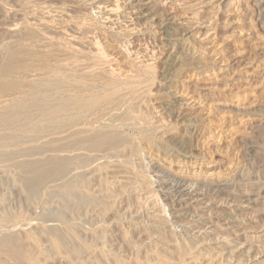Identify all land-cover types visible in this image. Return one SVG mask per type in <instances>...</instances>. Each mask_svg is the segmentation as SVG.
<instances>
[{
	"label": "rangeland",
	"instance_id": "rangeland-1",
	"mask_svg": "<svg viewBox=\"0 0 264 264\" xmlns=\"http://www.w3.org/2000/svg\"><path fill=\"white\" fill-rule=\"evenodd\" d=\"M132 1L133 0H0V8L5 10L6 8L7 10L13 9L14 11L17 10L16 8H19L16 11L18 13L16 16L18 17L17 22L25 18L24 15L27 18L29 17L31 19L29 21L31 23L30 26H33L32 32L35 34L28 36L29 30L20 27V30L23 29L26 31L24 32L26 34L21 31L24 35L20 32L21 37L23 36L22 42L25 40L23 43L27 41L29 44L30 40V44L36 45L35 48L41 55L50 48L49 44L55 42L53 44L55 45V51H53L51 55H46L48 58L45 56L48 59H46V62L56 67L62 64V68L60 69L59 67L62 73H72L73 75L75 74V76L79 75V79H82L87 85H90V83H100V80L93 79V76H87L88 72L110 69L112 67L110 62L114 57L117 55L119 56V54V57H122L121 55L125 56L126 60L121 64V70L127 74V76H131L134 73V75H139L136 79L132 80V85L139 89L130 93L131 96L127 97L129 99L125 98L120 102L121 104L119 103L116 107H113L112 114L109 113L106 117L104 116L105 120L104 118H100L98 123H102L103 121V123L106 124L116 125L119 122L118 124L119 126L121 124V129L127 135H131L139 147H141V152L143 154L145 153L146 159L141 162L135 160L134 164L129 165L133 166L132 168L140 178H149L150 182L153 181L155 172L152 170V165L153 162H158L163 166L171 167L175 171L184 169L183 172L186 174L199 177H206L209 175L226 177L231 174V170L242 168L244 173L255 175L264 180V9L258 8L256 0H183L181 2H185L190 6V11L188 9V11H185L186 9H182V5L178 4L180 0H153L151 1L152 3L149 4L152 7V10L148 13L149 15L141 19L139 18V14L138 16L137 14L134 15ZM108 6L115 8L113 13H109L107 9ZM166 11L172 13V20L168 23L167 20L164 19L167 13ZM184 12H190L189 16L193 15L209 21L211 20L213 22L211 25L213 28L211 32H215V34L206 38L204 36L199 37L198 35H185L182 31V27H180V22L191 18ZM212 14L215 15L213 16ZM11 21H8V23ZM52 22H54L55 25ZM0 25L1 45L4 41L11 40L13 36L11 34L7 35L2 24ZM163 25H166V28H163ZM9 35H11V38ZM50 38L53 42L48 43ZM72 39L76 43L71 41ZM70 41L72 43H70ZM27 42L25 45H28ZM95 43L101 48L99 53H95L91 48V44L94 45ZM60 44L64 46H60ZM212 44L214 47L211 46ZM47 45H49L48 48ZM66 49L73 50V52L69 53L68 51H64ZM130 50L131 52H129ZM214 50L219 53L222 60L219 66L209 63L208 61ZM2 55L3 53L0 52V57ZM37 59V57L33 58V60L31 58L33 63L37 62ZM144 63H151L152 68L147 70ZM36 68L35 66L29 69V74L30 72L31 75L37 72V74L35 73L36 75L33 74L32 76H39L48 71L47 67H43L41 71L39 70L42 69V67ZM33 69L34 71H32ZM147 79L150 82H148ZM143 87L148 90H145V92L142 91ZM129 105L130 107H128ZM176 112H179V114ZM130 113L132 117L129 116ZM113 115L116 118L113 119ZM248 115L255 117L256 121L261 122L263 125L261 126V132L259 134L255 135L256 133L254 134L249 124L243 121L248 118ZM107 116H109V118ZM125 124L127 125L124 126ZM148 130L153 131L155 134H151L152 136L150 139L143 137L145 132H149ZM163 130L164 132H162ZM152 137L154 139H152ZM155 139L158 140L156 141ZM248 144L250 145L248 146ZM108 164L109 163H106V166ZM0 165L2 164L0 163ZM110 169H113V167L109 165L108 167L101 168V173L103 172L104 174L105 184H103V186L107 188V193L112 192V196H105V199L102 200L110 201V204L112 203L111 208L106 211L107 213L103 212L98 214V212L95 211L98 207L96 208L95 206L94 208L93 205H89L94 209L91 210L95 212L92 215L93 212L88 209L89 207H86L87 205H82L83 208L81 207L82 209L79 215L72 221V224L77 226L73 227L76 229L80 228V233L87 231L88 235L91 236L92 233L94 234L95 232L103 236L104 230H108L105 237H98L97 247H95V245L92 246L93 248H88L97 250V254L99 253L100 255V257L99 255L97 257L100 259L96 258L97 262H95V264H105L106 262L108 264H124L122 259L126 262L125 264H131V262L132 264H134V262L144 264L142 260L145 258L137 255L136 251L133 249V245L129 246L126 243V241L130 239V235L132 239V232L130 233V231L133 228L129 225L132 224L131 222L138 220L142 222V224L144 223L146 227L149 225L150 228L153 227L155 234L156 232L158 233L160 229L154 228L156 220L158 219L156 215H167V212H165V202L161 200L162 198L158 191L159 188L153 187V182L151 184L153 188L141 189L138 195L123 193L121 188L119 190L120 185H118V183H112V180H116V176L114 175H118L119 173L122 174V172H115ZM111 171L113 173H111ZM8 172L2 176L3 180H1L2 178L0 179V181H2L0 183L1 208H8L9 205H11L9 208H12V206L15 207L16 201L19 199L17 196L16 200V195L18 194L12 173ZM7 176L10 178L9 182ZM4 179H7L6 183ZM109 184L114 187L112 186L111 188ZM12 186H14L15 189ZM11 188L16 191V194ZM237 188L240 192H248V189L243 185H239ZM93 189L95 190V188ZM249 192L253 191L249 190ZM255 194L256 193H252L251 196L255 197ZM158 195L159 198L157 197ZM63 196L64 194H61L60 197L57 194L55 199L52 200L57 203V200L61 199L60 201L63 203L60 208H63L64 211L62 209L60 210L66 213L67 211L65 210H67L68 206L65 207V205L69 202L68 199H66L67 197L65 198ZM222 199L223 198L220 197L218 200L214 201H211V199L210 205H205V207L211 210V207H216L220 205L222 201L224 202L222 204L225 209H222L221 215L224 217L236 218L238 226L235 227L236 229L234 228V232L235 235L237 234L239 236L240 241L244 243V252L240 254V260L242 261L238 263L249 264L253 262V257L250 258V254L254 255L253 253L256 254L260 249L264 248V235H261L263 237L262 240L261 238H252V235L258 236V234L264 231V211L261 209L263 204L255 203L252 199L245 201L242 200V198H237L235 203L233 201L231 204L232 201L226 202L225 199ZM111 200L113 202H111ZM205 200L209 201L207 198ZM3 202L5 203L3 204ZM137 208L143 211L145 210L143 217H140V220L133 216L130 219L127 218L129 215L126 210L134 209L135 211ZM83 209L87 214H85L86 212ZM209 209L208 211H210ZM148 211H150V214ZM213 212H216V210H213ZM66 214H68V212ZM214 214L215 213H213V215ZM149 215L152 216L150 217ZM217 216L218 215L215 214L214 218H217ZM77 219L80 221L78 222ZM102 220L103 222H101ZM149 220L151 222H149ZM141 229H143V227ZM151 230L152 229H150V231ZM142 231L144 232V229ZM142 231H136L137 235L135 234L134 239L140 238V234L143 233ZM259 231L261 232L258 233ZM154 232L152 231V233ZM126 235H128V237ZM182 236L179 234L177 241L185 244L183 243L184 236ZM89 238L91 239L93 237ZM70 239L72 240V238ZM111 239L112 241H109ZM152 239L155 240L156 238ZM170 239H173V236H170ZM102 240L106 241L107 246L110 244L108 247L112 249L109 253L106 252L107 255L109 254L108 256L104 254V251L102 252V247H99ZM120 244L123 247L120 246ZM216 244L217 243H213L212 245L216 246ZM215 250H217V248L213 251L215 252ZM193 251L195 252H192V254H198L197 250ZM119 254L121 255L119 257L120 261L117 260ZM104 255L107 256L108 261ZM188 256L190 255L188 254L187 257ZM186 258L184 257V261H188L187 264H203L201 263V259L191 260V258L189 259L188 257L187 260ZM179 261L180 260H178V262Z\"/></svg>",
	"mask_w": 264,
	"mask_h": 264
},
{
	"label": "bare ground",
	"instance_id": "bare-ground-1",
	"mask_svg": "<svg viewBox=\"0 0 264 264\" xmlns=\"http://www.w3.org/2000/svg\"><path fill=\"white\" fill-rule=\"evenodd\" d=\"M133 1L132 6L134 7V15L137 14L138 16L139 14V18L141 19L149 15V11L152 10L149 4L152 3L151 1L153 0ZM181 1L183 0L178 2L179 5H182L181 8L186 9L185 11H190V6ZM256 4L258 8L264 9V0H256ZM16 9L18 10L19 8ZM107 9L109 13H113L115 8L108 6ZM16 11L13 9L7 10L6 8L5 10L0 8V24H2L7 35L11 34L13 36L11 40L4 41L0 45V52L3 53L0 57V163L2 164L0 165V179L2 178L1 180H3L2 176L8 171L12 173L18 194L16 195V200L17 196L19 197L15 207L12 206V208H9L11 206L9 205L8 208H1L0 206V264H95L99 253L97 254V250L95 249L88 248H93L92 246L95 245V247L98 246L97 241L98 237L101 236L100 233H92V236L88 235L87 231L80 233L79 226V229L74 228L77 225L74 226L72 221L79 215L83 208L82 205H87L86 207H89L88 209L90 210L93 208L89 205H93L94 208L95 206L96 208L98 207L97 210H95L98 214L103 212L107 213L106 211L111 208L112 203L110 204V201L102 200L105 199V196H112V192L107 193V188L103 186V184H105V179L103 172L101 173V168L108 167V165L113 167V169L110 170L122 172V174L119 173L120 175H114L116 176V180H112V183H118V185H120L119 190L121 188L123 193L138 195L141 189L158 187L159 189H157L162 198L161 200L165 202V212H167V215L157 214L156 217H158V219L155 225L153 224L155 226L154 228L160 229L158 233L156 232L155 234V230H153V227L150 228V225L146 227L144 223L142 224V222L135 219V221L132 220V224L129 225L133 228H131L132 230L130 231V233L132 232L133 240L130 235L129 237L131 240L128 239L126 243L129 246L133 245V249L136 251L137 255L145 258L142 260L144 264H187L188 261H184V257L186 258L188 254L190 255L188 256L189 259H201V263L203 264H239L238 262L242 261L240 260V254L244 252V243L240 241L239 236L237 234L235 235L234 232L236 229L235 227L238 226L236 218L224 217L221 215L222 209H225L223 208V201L220 205L211 207V210L206 208L205 205H210L211 201L218 200L219 197L225 199L226 202L232 201L231 204L233 201L235 203L237 198H242V200L245 201L252 199L255 203H262L261 209L264 211L263 178L246 174L242 168L231 170V174L229 173L230 175L226 177H215L213 175L199 177L186 174L183 172L184 169L175 171L171 167L163 166L158 162H153L152 165V170L155 172L153 181L150 182L149 178H140L132 168L133 166L129 165L134 164L135 160L141 162L146 159L145 153L143 154L141 152V147H139L131 135H127L121 129V124L120 126L118 124L119 122H115L118 125H110L108 121V124L103 123V121L102 123H98L100 118H104L105 120L106 115L112 112L113 107H116L117 104L128 96H131L130 93L139 89L132 85V80L136 79L139 75H134V73L131 76H127V74L121 70V64L126 60L125 56L121 55L122 57H119V54V56L117 55L118 57L116 56L117 58L114 57L110 62L112 65L110 69L88 72L87 76H93L92 78L98 81L100 80V83H90V85H87L86 82L79 79V75L75 76V74L73 75L72 73H62L59 70V67L60 69L62 68V64L56 67L46 62L47 56L55 51V45H53L55 42L49 44L50 48H48L49 45H47L48 49L46 48L47 51L42 53L43 55L35 48L36 45L30 44V40L29 44L26 41L28 45H25L26 42L23 43L25 40L22 42L23 36L21 37V31H23V33L26 31L23 29L20 30V27L29 30L28 36L35 34L32 32L33 26H30L31 23L29 21L31 19L24 15L25 18L21 17L23 19H20L22 22H17L18 17L16 16L18 13ZM184 13H187V16L190 14V12ZM189 17L191 19H187L188 21L183 20L180 22V27H182V31L185 35H198L199 37L204 36L206 38L215 34V32H211L213 29L211 26L213 22L211 20L209 21L193 15ZM164 19L167 20V23L171 21L172 13L167 12ZM8 21H11L9 22L10 24ZM52 23L54 24V22ZM165 26L166 25H163V28H166ZM23 33L22 35L26 34ZM11 35H9L10 38ZM71 41H73V39ZM71 41L70 43H72ZM49 42L51 43L53 40L50 38L48 43ZM91 45L92 50H94L95 53H99L101 50L99 45L96 43ZM60 46L64 45L60 44ZM211 46L214 47L213 44ZM64 51H68L69 53L73 52V50L67 49ZM129 52H131V50ZM36 57L38 61L35 62V64L32 60ZM208 61L209 63L219 66L222 60L219 53L214 50ZM144 65L147 70L152 68L151 63H144ZM35 66L37 68L42 67L39 71L43 70V67H47L48 71H45L46 73L39 76H32L35 73L37 74V72L31 75V72L29 74L28 71ZM32 71H34V69ZM148 82L150 81L148 80ZM142 89L144 92L148 90L146 88L144 89V87ZM128 107H130V105ZM177 114H179V112ZM129 116L132 117V114L130 113ZM107 117L109 118V116ZM114 118L116 117L113 115V119ZM243 121L249 124L254 134L256 133L255 135L261 132V126L263 125L261 122L256 121L255 117L248 115V118ZM126 125L127 124L124 126ZM148 131L149 132H145L143 136L146 139H150L152 136L151 134H154L153 131ZM162 132H164V130ZM153 137L152 139H154ZM249 145L250 144H248V146ZM106 163L109 164L106 166ZM111 173L113 172L111 171ZM7 177L9 182L10 178L9 176ZM6 181L7 179L5 183ZM1 182L2 181H0V183ZM152 182L154 183L153 187L151 185ZM95 185L97 186L94 187ZM239 185L245 186L248 192H240L237 190ZM110 186L112 188L113 185ZM12 187L14 188V186ZM93 188H95V190ZM249 190L253 192H249ZM252 193H256V196L252 197ZM57 194L59 197L61 194H64L63 197H67L66 199H68L69 203L67 204L66 202L67 205H65V207L68 206V208L65 211H67L68 214H66L67 212H63V208H60L63 203L60 201L61 199L57 200V203L52 200L55 199ZM159 195L157 196L158 198ZM206 198L209 199V201L205 200ZM113 201L111 200V202ZM4 203L5 202H3V204ZM160 207L163 208L162 206ZM60 209L63 211L61 212ZM208 209L210 211H208ZM213 210H216V212H213ZM144 211L138 208L135 211L134 209L126 210L129 215L127 218L130 219L133 216L139 219L143 217ZM148 212L150 214V211ZM94 213L95 212H93L92 215ZM213 213L218 215L217 218H214L215 214L213 215ZM85 214H87V212ZM77 220L78 222L80 221L79 219ZM101 222H103V220ZM149 222L151 221L149 220ZM142 227L144 232L142 231L143 229H141ZM150 229L152 230L150 231ZM136 231L143 232L140 234V238L137 236L138 239H134L137 233ZM152 231L154 233H152ZM107 232V229L104 230V237ZM179 234L184 236L185 240L183 239V243L185 244L177 241ZM261 235H264V231L258 234V236L252 235V238H261L262 240L263 237ZM126 236L128 237V235ZM170 236H173V239H170ZM89 237L93 238L90 239ZM70 238H72V240ZM152 238L156 239L154 240ZM105 240H102V242L100 241L101 244H99L104 254L112 250L108 247L110 244L107 246ZM109 241H112V239ZM259 241L257 242L260 243ZM213 243H217L216 246L212 245ZM257 245L260 246L259 244ZM120 246L122 245L120 244ZM215 248H217V250L214 252L213 250ZM193 250H197L198 254H192V252H195ZM253 254L254 255L250 254V258L253 257V262L249 264H263L264 248L260 249L256 254ZM107 256L105 257L106 260ZM120 256L119 254L118 259L116 256L115 257L120 261ZM177 259L180 261L178 262ZM122 262H124V264L126 263L123 259ZM134 264L139 263L134 262Z\"/></svg>",
	"mask_w": 264,
	"mask_h": 264
}]
</instances>
